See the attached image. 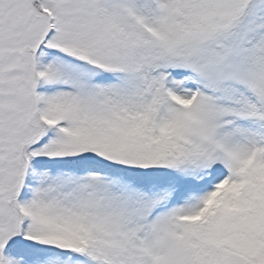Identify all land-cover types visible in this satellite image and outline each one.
Masks as SVG:
<instances>
[{"label": "snow or ice", "instance_id": "obj_1", "mask_svg": "<svg viewBox=\"0 0 264 264\" xmlns=\"http://www.w3.org/2000/svg\"><path fill=\"white\" fill-rule=\"evenodd\" d=\"M0 264H264V0H0Z\"/></svg>", "mask_w": 264, "mask_h": 264}]
</instances>
